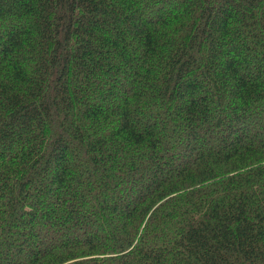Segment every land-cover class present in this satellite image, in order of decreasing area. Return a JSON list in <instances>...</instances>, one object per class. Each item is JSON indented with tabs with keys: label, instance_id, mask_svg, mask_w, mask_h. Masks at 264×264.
<instances>
[{
	"label": "trees",
	"instance_id": "obj_1",
	"mask_svg": "<svg viewBox=\"0 0 264 264\" xmlns=\"http://www.w3.org/2000/svg\"><path fill=\"white\" fill-rule=\"evenodd\" d=\"M0 264H264V0H0Z\"/></svg>",
	"mask_w": 264,
	"mask_h": 264
},
{
	"label": "rangeland",
	"instance_id": "obj_2",
	"mask_svg": "<svg viewBox=\"0 0 264 264\" xmlns=\"http://www.w3.org/2000/svg\"><path fill=\"white\" fill-rule=\"evenodd\" d=\"M123 191V189L121 188L118 192H119V194H121V192ZM124 194V193H123ZM120 197H121V195H120ZM74 235V234H73ZM72 236V235H71ZM76 236V235H75ZM52 241H53V243H57L58 241H59V239L58 238H52L51 239ZM44 241H45V239H44Z\"/></svg>",
	"mask_w": 264,
	"mask_h": 264
}]
</instances>
